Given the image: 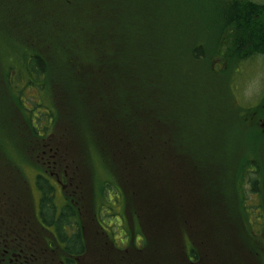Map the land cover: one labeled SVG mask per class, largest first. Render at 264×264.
I'll list each match as a JSON object with an SVG mask.
<instances>
[{"label": "trees", "instance_id": "16d2710c", "mask_svg": "<svg viewBox=\"0 0 264 264\" xmlns=\"http://www.w3.org/2000/svg\"><path fill=\"white\" fill-rule=\"evenodd\" d=\"M227 1L233 13L219 39L205 42L198 35L190 38L193 24L182 14V0H0V216L21 211L31 224L35 206L24 165L32 166L36 154L48 164L52 160L43 158L48 149L56 160L70 156L76 144L79 162L71 161L69 167L77 165L86 178L94 168L96 180H102L103 172L110 180H128L123 182L124 209L140 219L143 237L140 247L131 242L123 250L107 237H91L86 229H75L67 253L90 256L97 264H254L253 256L264 257L263 240L249 228L242 208L245 199L237 187L240 183L245 188L248 180L244 177L250 168L244 166L239 173L226 165L229 142L225 126L220 128L219 138L214 135L215 150L225 149L219 156L203 153L200 157L195 150L177 148L183 141L179 137L189 139L183 128H176L186 114V96L179 105L176 90H182L192 74L200 75L197 70L218 76L221 63L225 71L236 75L239 63L264 53V3ZM178 39H182L180 46ZM139 51L141 54L134 53ZM215 56L220 57L218 65L212 61ZM18 81L25 82V89H14ZM143 83L151 94L140 88ZM30 89L40 101L23 97ZM158 89L164 91L163 96ZM32 104L52 105L51 128H42L32 119L26 109ZM241 111L246 115L243 122L263 139L259 124L264 118V95L256 107ZM59 126L68 141L67 131L75 140L72 145L61 144L67 150L63 156L54 153L58 149L53 129ZM168 127L175 135L171 137L176 145L173 158L180 161V167L188 165L176 172L174 180H187L188 176L201 180L205 206L201 197L193 198L190 182L186 194L180 189L177 201L166 183L161 189H152L150 180L156 175L166 180L170 172L164 170L166 139L160 135ZM49 137H53L51 142L41 146ZM149 142L158 143L157 149H148ZM96 157L103 171L97 170ZM150 165L152 170L156 166L155 171ZM32 167L40 172L46 169L38 164ZM21 174L24 179H19ZM237 176L239 180L234 179ZM37 180L48 178L41 174ZM130 180L143 181L134 190ZM38 184L45 193L42 217L47 223L54 220L59 234L65 224L80 226L79 221L84 222L83 214L72 206L56 219L54 203L50 210L46 206L52 201L53 188L48 181ZM100 195L95 199L97 213ZM237 216L246 220L243 235L234 226ZM196 247H202L203 256ZM240 257L246 261H237Z\"/></svg>", "mask_w": 264, "mask_h": 264}, {"label": "rangeland", "instance_id": "374dc122", "mask_svg": "<svg viewBox=\"0 0 264 264\" xmlns=\"http://www.w3.org/2000/svg\"><path fill=\"white\" fill-rule=\"evenodd\" d=\"M259 2L264 3V0H259ZM180 6H182V14L184 16H189L191 23L193 24L192 29H190V38L197 37L198 35L205 42L211 38L216 41L219 39L223 25L228 21L230 14L233 13V10H231L232 6L228 3L227 0H182ZM185 24L186 22L178 24L177 27L180 28ZM179 38H181V36H179ZM178 40H180V46L182 39ZM134 53L141 54L140 51ZM215 57L213 58L214 60L212 59V61L214 65H218L220 63V57ZM135 61L142 64L139 58H137ZM252 61L253 59H249L239 63V70L236 75H234V73L225 71V67L221 63L218 65V70L216 73L219 74L218 76L215 75L213 77L212 75H207L203 70H200L201 72L197 70V73H200V75L192 74V79L188 82L183 83L182 90L180 88L176 90L174 95L177 96V99L179 97V99L177 100L179 105L184 103L183 97L186 96V114L181 117L183 119L180 120L183 122L182 125L178 124L176 128L178 130L180 128H183L187 133L186 137H188L189 139V141H187L186 139H184V136L179 137L183 141L182 144H178L177 148L178 150H180L181 148L183 151L195 150L197 155L200 157H203V153L207 155L218 153L219 156V153H225V149L221 150L218 147V150H215L214 144L217 142V140L214 139V135L218 134L219 138L220 128L225 126V131L226 135L228 136L229 142L226 148L227 157L225 163L233 169H238L239 173L244 166L250 168L249 173L252 175L251 180L247 181L248 184L246 185V187L248 188L245 189L240 183L237 184V187L240 189L239 195L241 196V199H245V196H248L247 200H243L242 208L248 216L246 220L249 223V228L250 230H252V232L256 231V236L259 239L263 240L262 245H264V139H259L258 133H256L249 125L243 122L242 119H244L246 115H244L241 110H245L247 107H241L236 103V94L234 91V86L235 90H238L241 87L242 81H246L249 79V77L257 75L258 73H264V66H249ZM223 63L226 64V60H224ZM193 70L194 72H196L195 69ZM233 81L234 83H232ZM147 85V83H143L140 86V88L146 95L151 94V90H148ZM213 87L215 90L217 87L218 93H223L229 88L232 97L230 106L224 102L221 96H218L216 98V94L213 93ZM14 89H25V82H15ZM183 90H185L184 93L182 92ZM157 92L162 96L164 95V91L162 89H158ZM262 96L263 93L259 97L258 102L261 100ZM23 97L25 99H28L27 101H32L35 98H37V101H40V98H38L36 92L32 91L31 89L28 90ZM226 98L227 95L224 94V99ZM49 100L53 101L51 96ZM24 105L26 106L27 104L24 103ZM26 109L31 113L32 119L34 121H39L40 125H42V128H51V121H48V117L50 113L54 114L52 105L32 104L31 108ZM149 129L151 130V133H153L154 130L152 129L151 124L149 125ZM63 130L64 128L61 126L53 129V134L55 135L54 144H56V146H54L58 149V152L54 151V153H56V155L59 153L60 156H63L65 155V153H67V150L61 148V144L64 145L67 142H69L71 145L73 143L75 144L74 135L71 132L67 131L66 133L70 137V141H68L69 139L64 135ZM160 135L162 138L166 139V144L163 146L166 152V156L164 157V170L168 171L169 169L170 172L167 174L166 180H161L157 175L154 177L155 180H150L152 183V189H161L166 183L169 186L168 188L170 189V194L173 197V200L177 201L179 195L181 194L180 189L182 188L184 190L183 192H185L186 194L187 191L185 190H187V183L190 182L193 198L198 196L201 197V203L205 206V198L201 192V180H190L189 176L187 177V180H179L181 178H179L178 180H174V178L176 177V172L178 171L179 173H181L180 170H182V167L179 166L180 161L174 159L171 152L176 148V145L172 144L171 142V137L175 136L172 135L171 127L164 129V131ZM52 138L53 137L44 139L42 143H40V145L42 144L44 146L46 142V144H49ZM157 144L158 143L154 144L149 142L147 144V148L157 149ZM36 148L38 150L40 149V147L37 146ZM77 149L78 146L76 144L75 148H73L72 146V157H74V155L76 154ZM38 157L39 156L36 154L33 161L31 160L32 166H36L35 164L38 163V161L43 160L41 158L38 159ZM66 157L67 156L63 157L62 160H67ZM59 159H61V157H59ZM85 160H87V158H85ZM63 162L65 164V161ZM100 163V158L96 157V168L99 171H103ZM26 166L28 168L25 167V165L24 168H26V172L28 173L29 168L32 166L27 165V163ZM186 166L188 165L186 164ZM149 168L150 170H152V165H150ZM155 169L152 171H155ZM93 170L90 169V174L87 177L88 188L86 189V191L89 195L86 196V199L91 198L90 201L92 209L94 207V204H96L97 202H95V199H99L98 194L100 195V189L103 186H106L108 183H111L112 181V185L108 187L109 189L107 190V192L105 188L101 193V203L105 204L107 200L108 204L104 207L99 202V222H101L103 229L108 233V235H110L109 239L114 240L115 245L119 247L121 246V243L125 241V235L127 236L126 239L128 240L134 239L133 235L137 234V232L139 231V226L135 223V228L134 230H132L127 220L118 224L116 223V221L119 220V218H117L119 215H113L112 217H110V215L112 214H123V192L121 189H119V187L113 180H110V177L106 178L104 172L102 180H96L97 174H95L96 172L95 170ZM65 171H68L75 180H83L82 175H77L74 165L67 170L65 169ZM22 177L24 179L23 174L19 176V179H21ZM26 179L31 180V183H33V173L30 172V174H26L25 180ZM234 179L239 180V176ZM142 181L143 180H130V183L132 184L130 186L136 190L139 183ZM232 184L233 183L231 182V185ZM253 185H255L254 188ZM254 189L255 191L252 192V190ZM81 191L82 190H78V192ZM136 204L139 205V203L137 202ZM113 219H115L116 221H114ZM233 219L236 223L234 225L236 229L240 232V234H245L244 231H246V229L244 225L246 224V220L244 221L242 216H240V218H238V216L233 217ZM261 230L263 231L262 233ZM140 234L142 235V233ZM135 241V244L139 246V239L136 238ZM198 248L201 252V255L203 256V250L201 249L202 247H196L195 249ZM258 248L261 247L259 246ZM187 251H190V249L187 248ZM262 260H264V257L262 256H253L254 264H264V261ZM237 261L244 262L246 261V258L244 259L243 257H240Z\"/></svg>", "mask_w": 264, "mask_h": 264}, {"label": "flooded vegetation", "instance_id": "af4514ba", "mask_svg": "<svg viewBox=\"0 0 264 264\" xmlns=\"http://www.w3.org/2000/svg\"><path fill=\"white\" fill-rule=\"evenodd\" d=\"M49 181L56 187V197L66 204L68 195L64 180ZM37 211L39 215H34L37 224L34 218L27 224L25 213L21 211L14 216L4 211L0 216V264H97L90 256L83 258L67 253L65 249H68L74 229L62 226L65 237L61 238L56 225L43 222L39 204Z\"/></svg>", "mask_w": 264, "mask_h": 264}, {"label": "clouds", "instance_id": "9594fccd", "mask_svg": "<svg viewBox=\"0 0 264 264\" xmlns=\"http://www.w3.org/2000/svg\"><path fill=\"white\" fill-rule=\"evenodd\" d=\"M249 66H264V53H257ZM262 93H264V73H258L241 82V87L236 93V103L241 107H248L257 103Z\"/></svg>", "mask_w": 264, "mask_h": 264}]
</instances>
